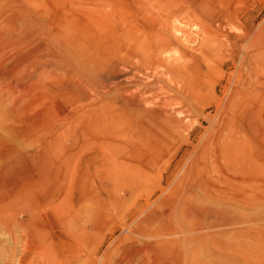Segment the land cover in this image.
<instances>
[{"label": "rangeland", "instance_id": "1", "mask_svg": "<svg viewBox=\"0 0 264 264\" xmlns=\"http://www.w3.org/2000/svg\"><path fill=\"white\" fill-rule=\"evenodd\" d=\"M29 5L37 70L9 79L17 114L0 101V264H264V0Z\"/></svg>", "mask_w": 264, "mask_h": 264}, {"label": "bare ground", "instance_id": "2", "mask_svg": "<svg viewBox=\"0 0 264 264\" xmlns=\"http://www.w3.org/2000/svg\"><path fill=\"white\" fill-rule=\"evenodd\" d=\"M6 1H8V0H6ZM10 1H13V3H16L18 5V8H16L15 10L12 9L13 13L10 14L9 16H6L7 18L3 22H0V24L2 25L0 27V32H1L0 33V82H1L0 83V98H1V100L0 101L2 102V104L5 103L6 101H9V105H8L9 109H7V110L10 113H14L15 114L16 110L18 108L19 95L18 94L16 95L17 91L14 90L16 84H12L9 81V79H13L15 77L24 76V75L27 76V77L31 76V74H33L37 70V62L38 61H37V59H35L36 57H34V58L32 57L34 55L35 51L34 52L33 51L29 52V53L25 51V49H24L25 42H24V39L22 37V35L26 34L27 33L26 31H28L27 30V25L28 24H34V22L31 20V16H30V7L32 5H29V4H32L33 2H35V0H10ZM3 3H5V2H3ZM12 6H13V4H12ZM9 7H11V6H9ZM36 7H38V6H36ZM34 8H35V6H34ZM9 10L11 11V9H9ZM25 14H26V19L24 18ZM49 35H51V33ZM31 36H33V34ZM56 36L58 38L60 37L58 35H56ZM43 46L44 45H42V47ZM38 56H40V55H38ZM37 58H39V57H37ZM144 58L145 57H143V59ZM81 60H82V57L74 59L73 62L75 63L76 68L78 70L82 71L88 77L92 76V72L90 71V68L86 67L81 62ZM145 60H147V59H145ZM64 64H66L67 66L70 65L69 61H68V63L64 62ZM37 72H38L37 73V79H36L35 82H32L31 85L36 83L37 85L42 86L43 90L44 89H51V88L55 87L56 81H57V75H56L55 72H57V71L54 72L52 67L49 68V69L46 68V67H43L42 69L40 68V70L37 71ZM91 78H95V77L92 76ZM84 79H85V81H89L90 80L88 78H84ZM8 81H9V83H7L8 85H6V82H8ZM29 84H30V82H29ZM29 87L30 86H28V88ZM31 89H33V88H31ZM147 99H146V97H141L139 100H137L134 96H130V97H126V99L124 101V104L126 106H129V107L134 108V109L137 108L138 110L141 111V113L143 115H147L148 116L149 113L152 110L150 112L147 110L149 108V107L147 108V106H148ZM99 100H101V99H99ZM120 101L122 102V100H120ZM102 102H103V100H102ZM111 104H117V98H115V97L111 98L110 97V100L108 102H106L103 105V107L105 106L106 107L105 109L109 110L111 108V107H109ZM114 106H116V105H114ZM103 107H99V109L103 108ZM99 109L97 108V110H99ZM110 110L113 112V109H110ZM205 212H209V211L206 209Z\"/></svg>", "mask_w": 264, "mask_h": 264}]
</instances>
